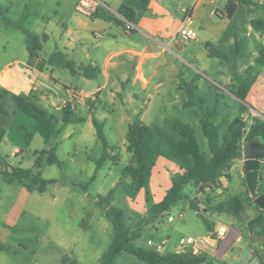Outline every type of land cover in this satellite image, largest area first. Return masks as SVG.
<instances>
[{
  "label": "rangeland",
  "instance_id": "1",
  "mask_svg": "<svg viewBox=\"0 0 264 264\" xmlns=\"http://www.w3.org/2000/svg\"><path fill=\"white\" fill-rule=\"evenodd\" d=\"M7 1L0 0V65L26 40L29 16L34 13L49 15L56 8L54 0H13V4ZM167 1L174 4L179 12L178 26L181 30L189 14L182 9L187 7L191 12L194 4L183 0ZM234 1L240 9L232 21L226 15L229 3L225 1L219 0L217 7L205 2L196 8L192 26L198 31V39L189 42L180 40L177 47L179 57H173L178 59L179 65L176 84L180 86L183 80L192 81L204 103L194 104V111L171 109L163 123L161 108L157 109L156 104L145 122L147 125H159L167 136L177 142L184 138L174 122H187L196 129L199 146L208 159L212 157V152L202 126L203 120L208 117V110L216 107L212 121L218 126L221 142L226 140L232 122L240 121L243 131L253 117H259L257 112L253 117L248 116L249 108L235 93L245 92L243 84L254 82L260 70L264 69V31L258 36L251 27L252 18L264 19V0ZM226 31L227 34L218 42ZM207 42L214 44L209 46ZM211 47L219 53L211 56ZM194 55L199 58H192ZM199 84L202 85L200 90ZM181 89V97L185 99L186 92ZM144 98L150 99L148 95ZM249 102L254 108L256 102ZM6 109L16 110L10 96L0 88V122H3L1 112ZM137 109L117 107L116 111L121 110L122 113H119L123 118L113 113L107 119L104 132L110 154L100 168L97 162L104 147L97 137L79 141L75 150H72L74 143L69 140L57 144L60 165L46 163L41 167L35 166L45 154L36 152L40 148L37 140L31 144V150L25 153L24 159L12 157L16 165L21 161L26 168L35 166V174L41 173L43 178L56 182L47 184L46 190L41 192L39 184L26 180L34 192L33 198L18 225L12 229L9 239L6 242L0 240V248L4 249L0 264H106L104 255L115 230L99 197L106 196L113 189L112 203L122 210L126 226L135 237V248L156 251L165 239L167 247L159 253L175 252L181 237L205 238L217 232L216 238L210 240L206 260L201 264H245L254 259L264 264V227L256 222L264 215V208L256 202L261 194L252 196L243 180L242 185L234 183L223 192H220V179L218 185L191 182L185 186L183 198L176 205L162 214L156 212V203L165 196L171 186L169 179L173 180L179 169L170 163L171 160L169 166L163 165L168 160L163 163L160 161L162 158L157 156L153 161L149 184L137 187L132 174L135 166L133 155L126 148V132L129 123L137 118ZM37 137L42 141L40 136ZM158 138L159 135L156 140ZM2 152L6 157L11 151ZM175 163L185 167L192 165L194 160L189 157L188 161ZM163 166L167 168L165 174ZM93 174L95 177L91 181ZM224 175L225 170L221 172V176ZM192 203L198 206L211 227L218 226L228 231L223 227L234 224L239 233L230 229L229 236L220 238L219 229L211 231L204 217L192 208ZM237 236L240 241L232 245ZM149 239L153 240V244L148 243ZM113 264L150 263L128 250L120 253Z\"/></svg>",
  "mask_w": 264,
  "mask_h": 264
},
{
  "label": "crops",
  "instance_id": "2",
  "mask_svg": "<svg viewBox=\"0 0 264 264\" xmlns=\"http://www.w3.org/2000/svg\"><path fill=\"white\" fill-rule=\"evenodd\" d=\"M9 1L14 3L13 0L7 2ZM54 1L56 8L51 14L34 13L29 16L27 31L38 36L46 33L49 37L45 45L46 59L57 52L65 60L75 63L76 72L73 73L66 66L55 62L47 64L43 71L29 65L30 52L26 39L10 58L1 63L0 88L22 96L31 94L37 96V103L55 115L57 133L51 137L49 143H45L42 138L41 141L37 137L39 135L36 130V120L20 110L13 111L6 135L0 143V172L8 169V164L17 166L12 157L24 159L25 153L31 150V144L36 140L40 147L36 152L40 155L42 151L51 147L56 148L57 154L56 145L62 144L65 140L73 142L72 150H75V145L79 141H86L89 137L99 138L93 118L104 125L113 113L122 119V112L116 111L117 107L138 108L137 118L144 123L151 108L156 104L157 109L161 108L162 123L167 120L171 109L182 112L194 111V104H190L187 94L185 99L181 97V86L176 84L179 65L178 59L173 57H179L177 47L181 37L178 26L179 12L174 4L167 0H152L148 8L140 12L136 20L132 21L134 27L127 29V19L121 13L123 0H99L100 7L93 17L77 12V0ZM183 1L194 4L191 12L187 7L182 9L184 12H189L192 25L195 21L193 15L196 8L205 2L217 7L216 4L219 2ZM239 6L237 4L234 13L230 16L228 4L226 5V15L231 21L237 17ZM251 27L258 36L264 31ZM227 32L221 34L218 42ZM205 48L207 49V46ZM192 58L198 59L199 56L194 55ZM81 65L88 67V70L79 68ZM201 86L199 84V90ZM147 95L150 97L148 100L144 98ZM238 99L249 108L248 116L253 117L254 112H257L259 117L256 118L264 120V69L260 70L245 100ZM249 101L256 102L254 104L256 109L249 105ZM67 104L72 107L73 121L70 123L63 121V109ZM256 118L253 117L251 120L255 122ZM86 149H89L87 144ZM2 151L11 152L4 157ZM241 152L242 155L233 159L229 168L225 169L226 175L220 177V192L234 183L242 185V180L247 185L244 170L246 157L242 147ZM47 158L45 153L41 157L39 167L47 163ZM90 160L87 159L89 163ZM160 161L164 163L167 159L162 158ZM169 162L170 160L163 165L169 166ZM170 163L178 168L179 172L182 171L175 161ZM163 169L165 174L167 168L163 166ZM163 176L161 179L164 178ZM92 177L91 181L94 180ZM169 181L172 185V180ZM260 191H264V161L261 163L258 193ZM33 193L27 181L9 183L0 175V238L2 237L0 240L6 242L9 239L12 229L18 225L29 206ZM215 228L219 229L218 226ZM223 228H227V236L230 229L239 233L238 227L234 224ZM238 241L240 238L237 236L232 245ZM3 251L4 249L0 248V256Z\"/></svg>",
  "mask_w": 264,
  "mask_h": 264
},
{
  "label": "trees",
  "instance_id": "3",
  "mask_svg": "<svg viewBox=\"0 0 264 264\" xmlns=\"http://www.w3.org/2000/svg\"><path fill=\"white\" fill-rule=\"evenodd\" d=\"M151 1L152 0H123L121 13L127 20L132 22L136 20V16L140 12L148 8ZM236 7L237 4L234 1L228 4L230 16H232ZM251 24L256 30H264V19H253ZM26 39L30 52L29 65L35 66L38 70L43 71L45 70L47 64L52 62L54 64L55 62L66 66L73 73L76 72L75 63L70 60H65L64 57L57 52L53 53L48 59H46L47 51L45 49V45L49 39L46 33L38 36L30 31H27ZM207 44L211 46V43ZM210 53L213 56L219 52L211 47ZM79 68H83L86 71L88 70V67H84L83 65ZM252 84L253 82L244 83L243 87L245 92L238 91L235 93L236 96L245 100L246 94L250 90ZM180 86L188 95L190 104L204 103V99L197 94V87L194 83H192V81L188 82L183 80ZM5 93L12 99L16 110H20L36 120L37 134L44 140L45 143H49L51 137L57 133L55 115L49 113L44 107L39 105L37 103L38 98L35 95L31 94L28 96H22L8 91H5ZM216 111V107L208 110V117L202 122L203 131L208 138L212 152V157L210 159L205 156L199 146L196 129L187 123L179 120L174 122L175 128L179 130L180 134L184 138V140L179 142L167 136L159 126L147 125L140 118H136L133 122L129 123L128 130L126 132V148L133 155L135 166L132 170V174L134 180L137 182L138 188L145 186L146 183L149 184L154 166L153 161L157 156L175 162L188 161L189 157L194 160L192 165L187 164L185 167L180 166L182 171H180L172 180V185L162 200L155 205V210L158 214H162L176 205L183 198L185 186L191 182L198 181L206 184L218 185L221 172L226 168H229L233 159L242 155L240 145L243 137L242 123L238 120L232 122L229 126L226 140L221 142L218 126L212 121ZM11 115V110L6 109L1 112V119L3 122H0V143L6 135ZM63 121L66 123L73 121L72 107L70 104H67L63 109ZM93 122L97 130V135L102 141L104 147L102 157L97 162V166L100 168L110 154L109 142L104 132V123L98 122L96 118H93ZM158 135L159 138L156 140ZM256 138H259L264 142V120L261 118H256L251 127L249 140ZM42 153L49 155L47 158V164H61V161L56 154V148L51 147L48 150L42 151ZM40 164L41 157L40 162L35 164V166H40ZM7 166L8 169L1 171L0 175L6 182L9 183L15 181L25 182L27 179H31L33 182L39 184V190L44 192L47 184L56 182L54 179L43 178L41 173L35 174L33 170L35 166L33 168H26L23 166V163H20L17 166L11 164H8ZM94 177L95 176L92 178ZM113 194L114 189L106 196L101 195L99 197V202L105 210L106 216L110 218L115 230V236L104 255L106 264H113L120 253L128 250L139 259L147 261L150 264H201L206 260L205 255L188 256L175 252L162 254L155 250H147L142 247L135 248L133 246L135 237H133L126 226L122 210L112 203ZM260 194L264 195V191H260ZM192 208L202 215V212L194 203H192ZM204 220L208 223L210 230L214 231L215 226L211 227V224L205 217ZM256 222L260 223L264 227V215L263 217L257 218Z\"/></svg>",
  "mask_w": 264,
  "mask_h": 264
},
{
  "label": "built area",
  "instance_id": "4",
  "mask_svg": "<svg viewBox=\"0 0 264 264\" xmlns=\"http://www.w3.org/2000/svg\"><path fill=\"white\" fill-rule=\"evenodd\" d=\"M212 1H219V0H212ZM226 3H230L231 0H222ZM100 1L99 0H78L76 4L77 11L88 17H93L95 13L98 11L100 7ZM133 23L129 20H126V28L132 29ZM181 40L184 42H189L193 40L198 39V31L196 28L192 26V22L190 19V14H188L187 19L184 23V26L181 28L180 32ZM254 122L251 120L250 125L248 128H244L243 130V137L241 140V147L245 152V145L249 141V135L251 131V127ZM218 236L222 239H225L227 236V231L225 229H219ZM214 239L212 236L200 238V237H194L191 235H187L184 237H181L178 245L176 246L175 252L178 254H184L188 256H200L205 255L207 251V247L209 243H211L210 240ZM149 244H153V240H148ZM167 240H163L160 245H158V248L156 251L161 252L163 249L166 248ZM245 264H262L258 259L252 260V262H245Z\"/></svg>",
  "mask_w": 264,
  "mask_h": 264
},
{
  "label": "water",
  "instance_id": "5",
  "mask_svg": "<svg viewBox=\"0 0 264 264\" xmlns=\"http://www.w3.org/2000/svg\"><path fill=\"white\" fill-rule=\"evenodd\" d=\"M244 170L248 189L252 196H257L259 189V178L261 174V163L264 161V142L259 139L249 140L245 145ZM258 205L264 208V195L256 198ZM217 232L212 234L216 238Z\"/></svg>",
  "mask_w": 264,
  "mask_h": 264
}]
</instances>
